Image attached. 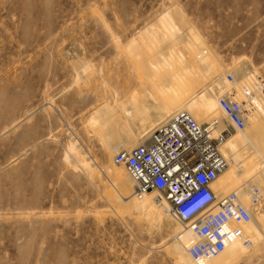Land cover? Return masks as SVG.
Instances as JSON below:
<instances>
[{"label":"rangeland","instance_id":"obj_1","mask_svg":"<svg viewBox=\"0 0 264 264\" xmlns=\"http://www.w3.org/2000/svg\"><path fill=\"white\" fill-rule=\"evenodd\" d=\"M166 17L176 29L163 37ZM148 34L159 50L208 43L195 55L215 53L228 82L251 70L250 96L264 83V0H0V264H183L169 249L178 221H151L99 173L116 155L110 145L150 128L147 114L126 112L139 89L152 106L167 102L150 79L154 52L133 49ZM68 146L91 178L69 164ZM245 246L232 264H264V238Z\"/></svg>","mask_w":264,"mask_h":264},{"label":"bare ground","instance_id":"obj_2","mask_svg":"<svg viewBox=\"0 0 264 264\" xmlns=\"http://www.w3.org/2000/svg\"><path fill=\"white\" fill-rule=\"evenodd\" d=\"M168 17L164 18L163 20L161 19V24L164 25L163 28L165 30L164 36L162 35L163 37H167L168 35L173 34L172 30L176 29L175 26L170 23V18L167 19ZM151 34H153V32ZM151 34H148L151 39L149 36L148 39H146L144 36L141 37L140 43H132L135 44V47L133 49L134 51L138 49L137 52H139L140 50H144L147 51L148 54L152 51L155 53H152L154 55V58L150 55L151 60L148 65L149 70L152 72V74L150 75V79L154 87L158 88L160 91H163L165 94H168L166 96L167 102H163L165 103L163 107H160L158 104L157 107L152 106L151 100L149 98L151 92L148 96L144 87L143 89H139L142 90V92H137L135 94V101H133L134 103L130 104V107H127L126 112L130 117H134L138 113L137 111H141V114L144 113L147 114L146 116H149L151 122V124H149L150 128H148V130H144L146 132L144 135L142 134L143 138L141 139H144V137H147L148 135L149 136L146 138L145 141H142L140 138L137 141L132 138L125 140L122 139L124 141L119 145H110L111 142H108L107 144L110 145L108 147V152L113 155L115 152L117 153L120 149L132 148L138 144L146 142L155 129H157L159 126L166 124L174 113L180 111L189 112L198 122L200 121L201 124H210L213 118H217L222 122L223 125L221 128L224 129L226 128V117L222 108L220 107L219 96L224 94H230V97H233L242 104L245 115L247 116L246 126L243 130L231 129L230 134L228 135L227 140L224 142L222 147V151L224 152L228 160V166L220 174L219 178L213 186L218 194H224L227 191L233 189V187L234 189L231 191L238 190L241 192L244 204L248 208H253L252 220L242 226L244 232L249 237L252 244L255 241L262 240L264 238V211L261 208L262 206L260 207L261 203L257 206L252 205L250 197V188L252 185H256L261 188L264 194V147H262V144H264V123L259 121H264V83H262V80L259 79L260 81H258V85L260 86V90L256 89L259 92L256 93L255 96H250L252 85L255 86V80H258L255 76L254 79L253 74H251V70L243 68L236 69V71L234 70L236 77L232 82H228L223 76V74L221 76V69H219L218 67L215 68V63L217 60L214 61L212 57L215 53H212V56L210 54L206 55L203 52H199L197 55H195L197 50H202L205 48L204 46L200 45V43H203V41L194 44L196 47L194 45L190 46V44H186V46L184 47H186L187 50L186 48L183 49L188 52H183L182 50L183 53H181L180 49L179 51L173 52V50L171 51V49L174 48H171V43L170 47L167 44V47H159L161 48L159 50L157 47L158 45H160V41L156 47V39L154 38L156 36L155 34ZM181 41L184 40L182 39ZM203 44L207 45L208 43ZM173 45L172 47H174ZM207 47H209V45ZM129 49L131 50V48ZM165 49L167 53H164ZM137 52H135V54ZM159 52H161L160 56L158 55ZM189 52L191 54H188V57L189 55H191V57L188 58L186 55H184V53ZM215 58H217V56ZM141 61L142 59L140 60V62ZM137 66H139V64L136 65V67ZM176 66L177 68H175ZM209 71H211L210 73L217 75V78H213L211 82H206L204 81V79L206 76H209ZM197 82H200L201 86L193 88L194 84ZM203 82L207 84H203ZM243 83H245L247 86L244 89L242 88ZM225 84H230L231 86H234L235 89L233 88L234 90H232L231 88L229 89L230 91H227L226 89H224ZM141 95H146L147 98H136L140 97ZM109 110L110 106L107 105L100 112H96V115L102 113L103 115L104 113L108 114ZM132 110H137V113H133ZM93 118L94 120L97 119L96 116ZM254 118H256L257 120H253ZM127 120L129 121L130 119ZM141 127L143 126H140V128ZM137 132H139V129L136 128L134 133ZM214 132L216 133L217 130H215ZM108 134L109 137H113V134L111 132H109ZM117 136H119V134ZM126 144L129 147H124ZM68 149L70 153L66 154L65 156L69 164H71L75 169L82 171L88 177V179L91 178L94 171L92 170L90 164L81 158L76 149L72 148L71 146H68ZM114 157L110 165L99 168V173L105 178L113 179V181L115 182V194L118 197L129 198L128 202H130V205L134 206V208L139 210V212L144 214L146 217L150 218L151 221L155 219H161L165 215H170L175 220H177L170 212V202L167 200L166 196L154 191H148L143 197L136 196L135 183L131 178L128 170L123 164L116 163ZM255 159L256 162L254 161ZM257 160L259 161L257 162ZM262 201H264V198ZM177 221L179 223V226L176 227V231L174 230V232H176V235L173 237L174 241L172 242L171 248H168L171 249V252L175 256H177V258H179L183 262V264H232L234 261L239 259V256L245 252V249H247L244 242L239 239L229 244L225 248V250L219 255L207 260L206 262H196L188 252V249L196 241V236L187 224L179 220ZM180 225L182 228H180Z\"/></svg>","mask_w":264,"mask_h":264},{"label":"built area","instance_id":"obj_3","mask_svg":"<svg viewBox=\"0 0 264 264\" xmlns=\"http://www.w3.org/2000/svg\"><path fill=\"white\" fill-rule=\"evenodd\" d=\"M228 77L234 80L232 74ZM219 104L226 128H221L217 118L201 124L189 112L180 111L155 129L146 142L120 149L114 157L128 170L136 196L143 197L148 191L166 196L171 214L196 236L188 252L199 263L219 255L236 240L250 243L242 226L252 220L253 208L244 204L240 191L218 194L213 186L228 166L223 144L231 129L245 128L247 116L230 94L220 96ZM250 197L257 206L264 194L252 185Z\"/></svg>","mask_w":264,"mask_h":264}]
</instances>
